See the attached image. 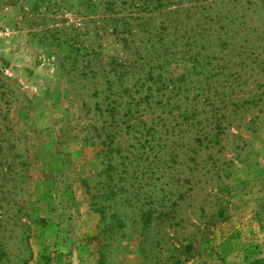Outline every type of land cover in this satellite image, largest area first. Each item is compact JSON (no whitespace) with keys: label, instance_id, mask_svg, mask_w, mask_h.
Here are the masks:
<instances>
[{"label":"rangeland","instance_id":"obj_1","mask_svg":"<svg viewBox=\"0 0 264 264\" xmlns=\"http://www.w3.org/2000/svg\"><path fill=\"white\" fill-rule=\"evenodd\" d=\"M97 1L0 0V264L264 260V0Z\"/></svg>","mask_w":264,"mask_h":264},{"label":"trees","instance_id":"obj_2","mask_svg":"<svg viewBox=\"0 0 264 264\" xmlns=\"http://www.w3.org/2000/svg\"><path fill=\"white\" fill-rule=\"evenodd\" d=\"M150 1H153V0H150ZM138 2V1H137ZM134 4L136 6H138V4L136 2H134ZM103 6H105V11L106 12H109V11H115L116 8H118V4H117V0H105V2H103ZM89 9H96L99 7V1L97 0H90V3L88 4L87 6ZM114 20V19H113ZM112 32L115 33V34H118L119 31H118V27L114 26V28L112 29ZM82 49V48H81ZM90 50V48H87ZM95 49L92 48V51L91 52H94ZM86 63H90L89 61L86 62ZM123 75V74H122ZM256 264H264V260L262 261H259L257 262Z\"/></svg>","mask_w":264,"mask_h":264}]
</instances>
